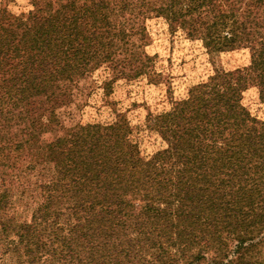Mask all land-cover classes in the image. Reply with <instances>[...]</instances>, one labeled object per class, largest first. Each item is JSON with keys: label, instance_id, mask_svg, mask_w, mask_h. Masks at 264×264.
Masks as SVG:
<instances>
[{"label": "trees", "instance_id": "1", "mask_svg": "<svg viewBox=\"0 0 264 264\" xmlns=\"http://www.w3.org/2000/svg\"><path fill=\"white\" fill-rule=\"evenodd\" d=\"M31 1L17 15L0 9V116H39L40 129L52 123L41 116L59 126L52 107L64 102V83L101 65L113 75L104 88L150 77L147 7L171 33L201 40L210 53L247 49L250 62L216 71L168 112H149L146 129L166 147L148 158L122 115L62 137L53 130L44 147L39 135L12 134L4 144L14 149H0V177L21 170L19 160L29 172L49 165L52 176L39 193L20 194L33 211L29 223L12 211L11 189L0 192V231L22 240L51 231L61 246L144 261L155 249L162 264H264V123L241 103L249 87L264 102V0Z\"/></svg>", "mask_w": 264, "mask_h": 264}, {"label": "rangeland", "instance_id": "2", "mask_svg": "<svg viewBox=\"0 0 264 264\" xmlns=\"http://www.w3.org/2000/svg\"><path fill=\"white\" fill-rule=\"evenodd\" d=\"M31 3V0H0V9L5 8L17 15L31 10ZM114 14L113 10L110 17ZM143 16L141 21L146 41L143 52L151 58V62L146 64L149 78L148 75H142L133 80L116 79L104 88V81H108L113 75L111 67L101 65L74 82L64 83L66 87L64 102L52 107L56 115L54 119L56 118L59 124L56 129L53 126V116H41L42 120L48 119L52 122L44 129L37 126L39 116H0V149L5 154L7 153L5 149H14L8 147L9 143L4 144L12 134L28 132L39 135L40 140L43 141L41 146L44 147L54 141V131L58 137H62L67 130L80 125H109L115 122L118 115H122L133 129V140L138 144L141 155L148 158L157 150L166 147L156 134L146 129V116L149 112L156 114L170 111L174 102L186 99L191 88L206 82L216 71L228 73L249 65L250 54L247 49L210 53L204 48L201 40L190 39L181 31L171 33L168 23L162 17H156L154 13L148 16V7ZM34 100L36 99L31 102ZM241 103L251 119L264 123V102L260 100L256 87H249L243 92ZM34 108L35 105L32 106V109ZM35 150L31 148L30 156ZM25 154L28 152L22 153ZM19 161L17 167L21 170H10L7 176L4 172L0 177V192L4 188L11 189L15 194L12 196L14 199L12 211L20 220L29 223L33 211L21 205L19 200L24 197L22 198L20 194L25 193L30 196L39 193L38 186L49 181L52 170L49 165L43 166L37 163V167L32 172L24 171L25 160ZM3 176L5 182L10 184L1 182ZM259 236L263 237L264 232ZM35 237L22 240L15 233L0 231V264H162L163 262L162 258H159L161 261H157L155 255L152 256L155 249H148V260L144 261L139 257L128 259L124 254H111V251H118L111 248L96 251L81 246H61L52 241L54 235L51 231L42 232ZM233 244L230 243V250Z\"/></svg>", "mask_w": 264, "mask_h": 264}]
</instances>
